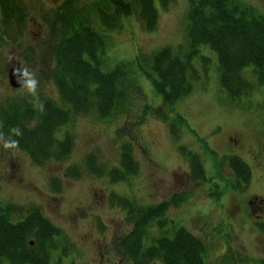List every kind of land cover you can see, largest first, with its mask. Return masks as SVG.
Here are the masks:
<instances>
[{
  "label": "rangeland",
  "instance_id": "374dc122",
  "mask_svg": "<svg viewBox=\"0 0 264 264\" xmlns=\"http://www.w3.org/2000/svg\"><path fill=\"white\" fill-rule=\"evenodd\" d=\"M22 1L25 26L0 47V108L26 99L35 103L49 100L64 108L53 80L51 48L57 37L55 13L66 0ZM93 1L79 0L78 6ZM152 1L157 22L151 32L140 25L137 12L122 18L114 31L106 32L100 25L95 29L103 36L102 70L133 64L142 97L127 114L114 120H99L93 114L71 116L57 134L72 139L70 154L63 162L35 166L25 153L0 139V207L15 205L24 212L38 209L67 242L62 264H136L122 249L131 225L113 196L141 207L165 205L164 217L169 223L205 245L204 264H217L227 251L237 260L257 264L264 261V216L253 212L248 202L264 197V87L254 85L252 69H245L243 77L253 89L248 97L230 102L219 84L217 57L204 46L190 59L197 76L191 92L163 108L161 95L138 70L136 61L166 47L180 54L177 47L186 46L188 2L175 0L161 10L158 0ZM238 1L264 15V0ZM2 29L0 17V32ZM17 64L35 78L34 93L25 86L19 90L9 86L8 70ZM123 144L131 146L136 176L112 184L106 173L100 177L89 173V157L105 171L118 167ZM181 148L200 159L203 181H192ZM230 157L241 159L251 171L244 190L230 187L235 177L224 161ZM73 168L80 172L79 178L68 176ZM52 181L55 188H51ZM172 225L161 230L151 226L143 247L160 236L170 238Z\"/></svg>",
  "mask_w": 264,
  "mask_h": 264
},
{
  "label": "trees",
  "instance_id": "16d2710c",
  "mask_svg": "<svg viewBox=\"0 0 264 264\" xmlns=\"http://www.w3.org/2000/svg\"><path fill=\"white\" fill-rule=\"evenodd\" d=\"M78 1L62 3L55 13L57 26L53 27L57 37L51 48L52 74L64 108L49 100L35 103L33 99L19 104L9 102L0 108V139L10 148L25 153L35 166L63 162L68 157L72 139L67 134L58 138L57 134L71 116L93 114L99 120H114L127 114L132 103L143 95L133 64L122 63L109 71L102 70L103 36L95 29L100 25L106 32L114 31L120 27L122 18L137 12L140 25L151 32L157 22L153 1L95 0L83 7L78 6ZM158 2L161 10H167L175 0ZM187 2L186 46L177 47L180 54L166 47L149 58L136 61L138 70L151 80L153 88L161 95L163 108L191 92V83L197 76L190 59L204 46L217 57L219 84L230 102L248 97L254 85L264 87V15L238 0ZM0 17L1 47L14 32H20L25 26L27 14L23 1L0 0ZM248 68L255 76L253 86L243 77ZM14 129H19V134ZM180 151L188 160L192 181H203L205 173L200 159L182 148ZM224 161L235 177L231 189L244 190L251 180L249 167L236 157ZM86 167L95 177L106 173L112 184L128 182L138 170L128 144L121 146L118 167L105 171L102 166L95 165L94 157L87 159ZM68 176L79 178L80 172L73 168ZM54 182L51 188H55ZM111 198L125 212L131 225V231L121 242L126 258L136 264L153 261L204 264L205 245L186 230L174 228L164 217L165 205L141 207L121 197ZM168 224L173 227L170 238L160 236L152 240L151 246L143 247L151 226L156 225L161 230ZM66 246L61 231L38 209L24 212L15 205L0 207V264H62L60 259ZM247 261L237 260L236 255L227 251L217 264H248ZM257 264H264V261Z\"/></svg>",
  "mask_w": 264,
  "mask_h": 264
},
{
  "label": "water",
  "instance_id": "95a60500",
  "mask_svg": "<svg viewBox=\"0 0 264 264\" xmlns=\"http://www.w3.org/2000/svg\"><path fill=\"white\" fill-rule=\"evenodd\" d=\"M28 76L29 72L23 69L20 64H17L8 71V84L12 89H20L26 84Z\"/></svg>",
  "mask_w": 264,
  "mask_h": 264
},
{
  "label": "flooded vegetation",
  "instance_id": "af4514ba",
  "mask_svg": "<svg viewBox=\"0 0 264 264\" xmlns=\"http://www.w3.org/2000/svg\"><path fill=\"white\" fill-rule=\"evenodd\" d=\"M248 204L253 209V212L258 211L264 216V197L261 199L254 197Z\"/></svg>",
  "mask_w": 264,
  "mask_h": 264
},
{
  "label": "clouds",
  "instance_id": "9594fccd",
  "mask_svg": "<svg viewBox=\"0 0 264 264\" xmlns=\"http://www.w3.org/2000/svg\"><path fill=\"white\" fill-rule=\"evenodd\" d=\"M36 80L34 77L32 76H28L27 79H26V84H25V87L31 91V92H35V89H36ZM16 134H19V129H14L13 130Z\"/></svg>",
  "mask_w": 264,
  "mask_h": 264
}]
</instances>
